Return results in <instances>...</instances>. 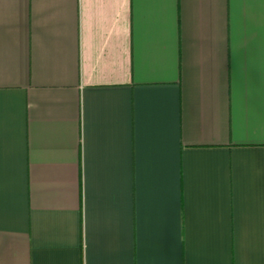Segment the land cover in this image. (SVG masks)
<instances>
[{
	"label": "crops",
	"instance_id": "obj_1",
	"mask_svg": "<svg viewBox=\"0 0 264 264\" xmlns=\"http://www.w3.org/2000/svg\"><path fill=\"white\" fill-rule=\"evenodd\" d=\"M0 264H264V0H0Z\"/></svg>",
	"mask_w": 264,
	"mask_h": 264
}]
</instances>
